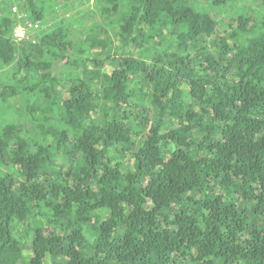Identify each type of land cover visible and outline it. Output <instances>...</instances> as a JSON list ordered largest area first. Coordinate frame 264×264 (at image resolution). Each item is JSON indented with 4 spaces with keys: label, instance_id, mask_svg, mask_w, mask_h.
Returning <instances> with one entry per match:
<instances>
[{
    "label": "trees",
    "instance_id": "16d2710c",
    "mask_svg": "<svg viewBox=\"0 0 264 264\" xmlns=\"http://www.w3.org/2000/svg\"><path fill=\"white\" fill-rule=\"evenodd\" d=\"M0 264H264V0H0Z\"/></svg>",
    "mask_w": 264,
    "mask_h": 264
},
{
    "label": "built area",
    "instance_id": "2783aa9c",
    "mask_svg": "<svg viewBox=\"0 0 264 264\" xmlns=\"http://www.w3.org/2000/svg\"><path fill=\"white\" fill-rule=\"evenodd\" d=\"M23 32V34H22ZM22 34V37H19ZM16 40H20L23 38H26L25 31L23 30V27H19L15 33ZM28 37V36H27Z\"/></svg>",
    "mask_w": 264,
    "mask_h": 264
},
{
    "label": "rangeland",
    "instance_id": "374dc122",
    "mask_svg": "<svg viewBox=\"0 0 264 264\" xmlns=\"http://www.w3.org/2000/svg\"><path fill=\"white\" fill-rule=\"evenodd\" d=\"M90 2H92V0H90ZM76 6H77L80 10H83V9L85 8L84 4H82V3H76ZM22 34H23V32H22ZM22 34H21L19 37H22ZM30 35H33V31L30 32L28 35H26V37H27V36H30Z\"/></svg>",
    "mask_w": 264,
    "mask_h": 264
}]
</instances>
